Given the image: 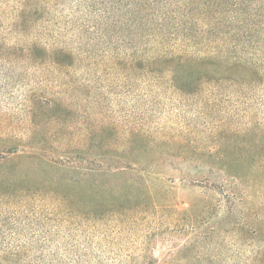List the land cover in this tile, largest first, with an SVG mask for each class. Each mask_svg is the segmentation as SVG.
I'll return each mask as SVG.
<instances>
[{
  "label": "rangeland",
  "instance_id": "rangeland-1",
  "mask_svg": "<svg viewBox=\"0 0 264 264\" xmlns=\"http://www.w3.org/2000/svg\"><path fill=\"white\" fill-rule=\"evenodd\" d=\"M101 1L43 0L42 20L23 29L12 25L16 1L0 0V45L38 39L101 55L91 63L78 54L81 62L60 68L1 48L0 152L29 141L37 129L50 155L68 160L101 127L115 146L124 145L129 131L149 135L148 144L128 145L150 152L133 153L137 171L112 183L97 178L100 186L126 191L119 201L85 195L74 203L53 192V176L91 185L88 165L76 163L46 165L48 185L39 190L0 194V264H6L4 249L16 247L25 249L28 264H250L264 249V146L257 153L253 147L256 140L264 145V85L178 88L152 77L127 79L111 65L112 46L91 43L80 25ZM239 145L257 157L254 175L243 179L208 158L175 155L184 146L213 152ZM9 165L0 162V173ZM256 223L260 233L252 230Z\"/></svg>",
  "mask_w": 264,
  "mask_h": 264
},
{
  "label": "trees",
  "instance_id": "trees-1",
  "mask_svg": "<svg viewBox=\"0 0 264 264\" xmlns=\"http://www.w3.org/2000/svg\"><path fill=\"white\" fill-rule=\"evenodd\" d=\"M15 1L17 6L11 18L14 28L24 26L25 29L42 20L43 0ZM128 1V8L122 4L123 0H103L94 4L89 11L90 17L80 24L85 27L91 43L96 40L97 46L105 44L107 49L112 46L111 65L116 66L127 79L152 77L178 88L200 84L264 85V0ZM113 39L117 40L115 44H111ZM26 42L16 46L3 44L0 49L7 46L9 49L4 53L60 68L81 62L78 54L91 63L101 58L89 49L78 52L82 47L72 49L68 45L58 46L38 39ZM107 130L108 127L94 129L88 146L73 148V158L67 160V154L64 155L66 157H52L44 141L37 138L35 129L29 141L11 145L0 152L2 165L10 164L9 171L0 173V194L39 190L48 185L42 179L46 165L76 163L80 167L88 165L87 174L93 179L91 185L85 189L77 177L63 180L53 176L48 179L53 192H63L64 198L74 203L82 202L85 195L95 202L103 200L105 195L121 200L127 195L126 191L100 186L97 178L112 183L128 171H137L129 159L136 151H139L137 155L149 154L150 151L148 148L136 150L129 145L138 141L148 144L150 136L140 131H129L122 136L124 145L115 146L108 140ZM157 139L164 144L168 142ZM263 146L262 140H256L254 151L257 153ZM237 147V151L212 149L213 152H204L185 149L184 146L175 155L184 159L208 158L233 179L253 176L252 163L257 158L256 154L251 155L241 145ZM166 153L174 154L170 150ZM246 226L242 222L240 228L246 231ZM252 230L260 233L262 225L256 223ZM3 252L6 264H28L24 248H7ZM250 260V264H264V249H258Z\"/></svg>",
  "mask_w": 264,
  "mask_h": 264
}]
</instances>
